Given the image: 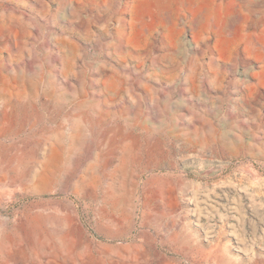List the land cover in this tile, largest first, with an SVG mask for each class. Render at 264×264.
Segmentation results:
<instances>
[{
	"label": "rangeland",
	"instance_id": "374dc122",
	"mask_svg": "<svg viewBox=\"0 0 264 264\" xmlns=\"http://www.w3.org/2000/svg\"><path fill=\"white\" fill-rule=\"evenodd\" d=\"M0 264H264V0H0Z\"/></svg>",
	"mask_w": 264,
	"mask_h": 264
}]
</instances>
